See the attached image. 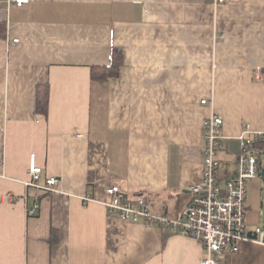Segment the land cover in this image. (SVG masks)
Masks as SVG:
<instances>
[{"label":"crops","instance_id":"obj_1","mask_svg":"<svg viewBox=\"0 0 264 264\" xmlns=\"http://www.w3.org/2000/svg\"><path fill=\"white\" fill-rule=\"evenodd\" d=\"M0 22V264H200L197 240L101 202L118 185L155 217L182 218L203 179L205 98L224 120L221 168L235 170L246 125L264 133V0H0ZM113 50L119 78L93 81ZM46 84L47 117L35 112ZM31 155L60 193L26 188ZM263 182L250 184L249 231L264 227ZM220 264H264V246Z\"/></svg>","mask_w":264,"mask_h":264},{"label":"built area","instance_id":"obj_2","mask_svg":"<svg viewBox=\"0 0 264 264\" xmlns=\"http://www.w3.org/2000/svg\"><path fill=\"white\" fill-rule=\"evenodd\" d=\"M223 2L225 0H214L215 5ZM29 3L30 0H7L9 6L23 7ZM19 42L14 39L9 44L15 46ZM256 78L262 81L260 74ZM201 105L211 109L210 116L203 123V179L188 189L191 203L182 218L170 220L155 217L145 198L131 199L118 185L106 186L105 199L101 203L110 217L120 221L146 227L171 228L197 240L204 251L200 264H220L226 255L237 253L243 243L264 246V227L249 231L247 224L250 184L260 176L262 168L257 155L259 151L251 146L264 140V133H253L246 125L240 136L241 151L236 168L232 172L224 171L219 159L220 153L225 150L224 120L215 112L212 99H202ZM43 174L42 167L36 163V156L31 155L28 180L23 181L26 188L43 194L60 193V179L49 177L42 182ZM84 201L90 204L94 200L88 196ZM39 209L40 204H34L28 208L27 217H35ZM252 235L256 238H252Z\"/></svg>","mask_w":264,"mask_h":264},{"label":"trees","instance_id":"obj_3","mask_svg":"<svg viewBox=\"0 0 264 264\" xmlns=\"http://www.w3.org/2000/svg\"><path fill=\"white\" fill-rule=\"evenodd\" d=\"M6 37H7V24L5 22H0V39H5ZM123 64H124V59L122 53L118 50H113L111 55V61L108 66L92 67L91 79L97 82H106V81L118 79ZM49 103H50L49 85L46 84V85L37 86L36 98H35V112L37 114H41L47 117L49 112ZM251 147L254 148L255 150H258L259 152H264V140L254 143ZM262 171L263 169L261 168L260 175H262L261 174Z\"/></svg>","mask_w":264,"mask_h":264},{"label":"rangeland","instance_id":"obj_4","mask_svg":"<svg viewBox=\"0 0 264 264\" xmlns=\"http://www.w3.org/2000/svg\"><path fill=\"white\" fill-rule=\"evenodd\" d=\"M262 155H261V154ZM257 155H258V157L261 159V161H262V165H263V170H264V152H257ZM263 185H264V182H263Z\"/></svg>","mask_w":264,"mask_h":264},{"label":"water","instance_id":"obj_5","mask_svg":"<svg viewBox=\"0 0 264 264\" xmlns=\"http://www.w3.org/2000/svg\"><path fill=\"white\" fill-rule=\"evenodd\" d=\"M262 174L264 175V171H263V173H262ZM252 238H254V239H255V238H256V236H255V235H252Z\"/></svg>","mask_w":264,"mask_h":264}]
</instances>
